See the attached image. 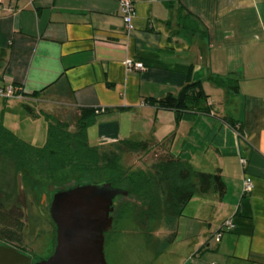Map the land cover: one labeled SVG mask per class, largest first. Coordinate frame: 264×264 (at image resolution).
<instances>
[{"label":"crops","instance_id":"obj_1","mask_svg":"<svg viewBox=\"0 0 264 264\" xmlns=\"http://www.w3.org/2000/svg\"><path fill=\"white\" fill-rule=\"evenodd\" d=\"M135 9L127 34L118 0H0V89H16L0 98V110L23 121L10 102L23 108L58 94L72 109L98 111L87 131L91 146L172 138L169 148L180 158L173 133L192 124L218 147L214 173L226 193L193 198L188 206L201 201L203 216L183 212L155 261L264 264V0H135ZM127 60L144 70L128 71ZM221 77L237 78L238 93L218 87ZM189 80L202 82L213 111L187 112L176 125L174 112L149 100L176 95Z\"/></svg>","mask_w":264,"mask_h":264},{"label":"trees","instance_id":"obj_2","mask_svg":"<svg viewBox=\"0 0 264 264\" xmlns=\"http://www.w3.org/2000/svg\"><path fill=\"white\" fill-rule=\"evenodd\" d=\"M214 82L218 87L230 89L234 94L238 93L239 81L235 77L216 78ZM38 96L39 93H34L31 97ZM149 103L158 110L174 112L177 125L187 112L195 111L211 115L213 111L201 81L189 80L178 94H168L159 100L150 99ZM23 108L27 116L34 120L39 118L30 105H24ZM77 112L74 131H71L70 123L44 115L43 118L47 121L48 127L46 141L42 146L20 140L12 130L0 123V155L10 158L15 163L17 171L21 172L24 179L32 185L45 183L49 188V186L72 187L105 182L128 191L132 197L142 203V206L125 201L116 212L115 217L118 216V218L124 215L128 207H131L133 212L138 209L140 212L144 210L147 216L156 217L160 200L155 197V194L162 193L167 196L168 202L172 201L175 209V230L177 219L183 216L185 208L193 198L211 192L218 194L219 197L225 195L226 186L219 171L214 174L195 172L188 162L171 152L169 147L172 138L160 145H167L168 159L159 164L155 175L133 174L124 177L119 168V157H116L114 162L109 161L104 164L102 154L105 148L89 144L87 131L95 124L98 111L79 108ZM228 122L240 135L241 128L237 127L236 123ZM151 143H155V140L137 143L122 142L119 145L134 144L141 150H147ZM38 188L41 187H34L36 191ZM12 215L14 211L7 212L6 204L0 197V244L17 247L13 243L21 242L23 225L19 218ZM175 233L173 232V236ZM173 236L166 242V248L171 244Z\"/></svg>","mask_w":264,"mask_h":264},{"label":"rangeland","instance_id":"obj_3","mask_svg":"<svg viewBox=\"0 0 264 264\" xmlns=\"http://www.w3.org/2000/svg\"><path fill=\"white\" fill-rule=\"evenodd\" d=\"M10 103L19 112L22 111L23 121L12 120L0 110V123L7 124L8 128L26 143L35 146H42L45 143L48 125L43 118L44 115L70 123L71 131H74L78 112L68 106L65 97L50 94L40 98L39 102H27L39 115L36 120L29 116L23 118L22 115L26 116V113L21 108V103ZM173 136L175 150L178 154L181 153V158L188 162L195 172L214 174L218 147L210 145L212 138L204 142L205 135L200 133V129L196 132L192 124L186 122L182 124L181 130L176 131L175 128ZM104 148L102 162L104 164L114 162L115 158L119 157V168L124 177L133 174L155 175L159 164L168 159L167 145L151 143L147 150H141L134 144L125 146L118 144ZM38 184L28 183L22 173L17 171L15 163L10 158L0 155V197L6 204L7 212L13 210L12 216L19 218L23 225L21 242L13 244L32 255L35 261L47 258L54 244V227L49 216L48 202L51 186L48 188L45 183H40L39 186ZM34 187L41 188L36 191ZM155 197L160 200L156 217L147 216L144 210L140 212L138 209L133 212L131 207L125 209L122 217L114 216L107 246L108 264H158L155 258L160 251L167 249L166 242L171 239L175 230V209L172 201L166 200V195L155 194ZM204 207L201 201L196 202L188 206L184 214L191 215L195 212L197 216H203Z\"/></svg>","mask_w":264,"mask_h":264},{"label":"water","instance_id":"obj_4","mask_svg":"<svg viewBox=\"0 0 264 264\" xmlns=\"http://www.w3.org/2000/svg\"><path fill=\"white\" fill-rule=\"evenodd\" d=\"M55 192L49 214L57 228L54 254L36 264H108L104 257V233L113 227L115 199L129 192L110 183L93 182L51 186ZM30 257L0 244V264H31Z\"/></svg>","mask_w":264,"mask_h":264},{"label":"built area","instance_id":"obj_5","mask_svg":"<svg viewBox=\"0 0 264 264\" xmlns=\"http://www.w3.org/2000/svg\"><path fill=\"white\" fill-rule=\"evenodd\" d=\"M119 9L121 17L123 20L124 28L127 34H130L134 30V20L136 17L135 0H118ZM126 69L128 71H143L144 66L141 63H135L131 60L125 62ZM16 94V89L11 84L6 88L0 89V98H13ZM242 166H246L247 161L245 159H240ZM253 185L249 178L244 181V192L249 193L252 191ZM225 231L231 232L235 229V225L232 220L227 221L224 224ZM220 235L218 234L217 240H219Z\"/></svg>","mask_w":264,"mask_h":264},{"label":"flooded vegetation","instance_id":"obj_6","mask_svg":"<svg viewBox=\"0 0 264 264\" xmlns=\"http://www.w3.org/2000/svg\"><path fill=\"white\" fill-rule=\"evenodd\" d=\"M54 193L55 192H50L49 191V194H48V202H51L52 196H53ZM125 201L126 202H132L133 205L142 206V203L140 201H138L137 198L132 197L130 195V193H129V196H127V197H117L115 199V206H114L113 213L111 214V217L113 218V224H114V220H115L114 219V216H116V212L118 211L119 206L122 205V204H124ZM49 216H50V214H49ZM50 220H51V223H52V225L54 227V244H53V248H52L51 254L47 258L41 259L40 261L48 260L54 254V252L56 250V247H57V228H56L54 222L52 221L51 217H50ZM111 231H112V229L109 232L104 233V257H105L106 262H107V246H108V242L110 241V233H111ZM5 246L13 247V248L17 249L19 252H21L22 254L30 257L31 260H32L31 264H36L37 262H40V261H35V259H34V257L32 255L27 254L26 252H24L23 250H21L18 247H14L12 245H5Z\"/></svg>","mask_w":264,"mask_h":264}]
</instances>
